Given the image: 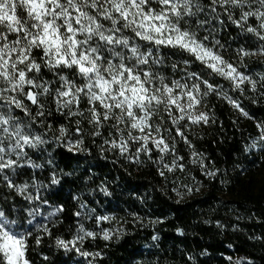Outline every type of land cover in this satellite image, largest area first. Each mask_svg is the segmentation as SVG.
<instances>
[{"label":"trees","instance_id":"16d2710c","mask_svg":"<svg viewBox=\"0 0 264 264\" xmlns=\"http://www.w3.org/2000/svg\"><path fill=\"white\" fill-rule=\"evenodd\" d=\"M193 5L250 78L172 21ZM36 208L21 264H264V0H0V218Z\"/></svg>","mask_w":264,"mask_h":264},{"label":"rangeland","instance_id":"374dc122","mask_svg":"<svg viewBox=\"0 0 264 264\" xmlns=\"http://www.w3.org/2000/svg\"><path fill=\"white\" fill-rule=\"evenodd\" d=\"M172 21L184 28L187 38L191 41L198 43L203 49H208L211 53L218 54L220 61H228L234 67L233 77H251V73L246 68H243L241 62L237 59L238 55L242 54V49H238L219 39L220 30L218 26L220 20H215L208 8L202 5L186 7L174 14ZM173 99L178 106L181 117L192 122L205 120V113L202 107L190 92L175 94ZM153 144L159 150H165L167 147L162 139H154ZM122 147L125 146L122 145ZM58 210V207H51L50 215H55ZM78 216L84 222L95 219L98 223L102 219L86 206L82 207ZM46 219L47 217L42 216L40 208L34 209L23 222L17 225L8 224L4 219L0 218V235L10 264H21L22 258L19 248L20 238L17 236L18 232L27 233L37 229ZM154 243L155 241L151 244L153 245ZM150 246L148 245V247ZM226 258L230 264H249V260L240 255H227Z\"/></svg>","mask_w":264,"mask_h":264}]
</instances>
